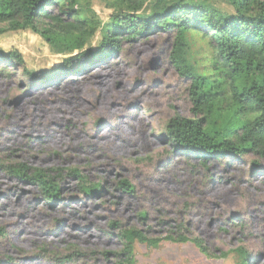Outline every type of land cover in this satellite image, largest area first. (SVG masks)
Listing matches in <instances>:
<instances>
[{"label":"rangeland","instance_id":"1","mask_svg":"<svg viewBox=\"0 0 264 264\" xmlns=\"http://www.w3.org/2000/svg\"><path fill=\"white\" fill-rule=\"evenodd\" d=\"M183 1L235 13L230 0ZM80 2L96 26L84 49L97 50L124 6ZM156 3L145 0L139 13L151 14ZM0 28V51L18 50L29 69L48 73L67 57L30 29ZM199 35L191 47L207 67L210 50ZM172 46L165 32L138 36L85 70L40 82L0 60V264H117L122 243L112 222L152 238L197 236L211 251L191 240L136 242V264H242L241 248L248 264H264V153L204 156L170 143L167 122L176 113L194 117L190 82L171 63ZM19 163L45 170L58 198L47 201L37 184L4 170ZM75 168L102 189L84 193ZM123 179L134 193L120 188Z\"/></svg>","mask_w":264,"mask_h":264},{"label":"trees","instance_id":"2","mask_svg":"<svg viewBox=\"0 0 264 264\" xmlns=\"http://www.w3.org/2000/svg\"><path fill=\"white\" fill-rule=\"evenodd\" d=\"M80 1L0 0V24L14 30L30 29L54 52L67 55L61 65L48 73L29 69L18 50L6 54L0 51V60L22 66L34 82H40L53 74L85 70L90 64L118 54L125 40L165 32L173 37L170 61L180 76L190 82L194 116L176 113L167 122L170 143L181 151L204 156L264 153V0H230L235 9L230 15L205 3L188 4L183 0H157L154 11L143 15L139 11L145 0H119L124 8L106 24L97 50L84 49L96 26L82 16ZM3 30L0 28V32ZM194 32L207 39L210 50L207 67H201L192 51ZM253 163L256 165V161ZM4 170L37 184L47 201L58 198L59 185L45 170H33L21 163L6 165ZM72 175L80 179L86 194H96L102 189L99 183H88L77 168ZM119 186L128 194L135 192L127 179L121 180ZM140 216L144 219L147 213ZM111 228L122 243L116 255L117 264H136V242L156 245L162 241L191 240L201 251L211 252L197 236L168 234L152 238L141 228H124L117 222H112ZM239 251L242 264H248V253L242 248Z\"/></svg>","mask_w":264,"mask_h":264}]
</instances>
